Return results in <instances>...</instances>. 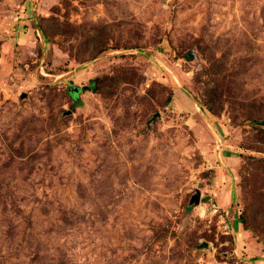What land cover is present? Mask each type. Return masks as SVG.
<instances>
[{
    "label": "rangeland",
    "instance_id": "374dc122",
    "mask_svg": "<svg viewBox=\"0 0 264 264\" xmlns=\"http://www.w3.org/2000/svg\"><path fill=\"white\" fill-rule=\"evenodd\" d=\"M0 264H264V0H0Z\"/></svg>",
    "mask_w": 264,
    "mask_h": 264
},
{
    "label": "water",
    "instance_id": "95a60500",
    "mask_svg": "<svg viewBox=\"0 0 264 264\" xmlns=\"http://www.w3.org/2000/svg\"><path fill=\"white\" fill-rule=\"evenodd\" d=\"M76 89V87H75ZM157 115V114H154L153 117ZM200 191L199 189H196L195 193L191 196L188 204H187V208H192L194 205L198 204L200 202Z\"/></svg>",
    "mask_w": 264,
    "mask_h": 264
},
{
    "label": "built area",
    "instance_id": "2783aa9c",
    "mask_svg": "<svg viewBox=\"0 0 264 264\" xmlns=\"http://www.w3.org/2000/svg\"><path fill=\"white\" fill-rule=\"evenodd\" d=\"M215 206H216L215 204L211 203V207L214 208V209H213L214 211H216V210L218 209V208H216Z\"/></svg>",
    "mask_w": 264,
    "mask_h": 264
},
{
    "label": "crops",
    "instance_id": "0c3cea01",
    "mask_svg": "<svg viewBox=\"0 0 264 264\" xmlns=\"http://www.w3.org/2000/svg\"><path fill=\"white\" fill-rule=\"evenodd\" d=\"M230 157H233V156H230Z\"/></svg>",
    "mask_w": 264,
    "mask_h": 264
}]
</instances>
